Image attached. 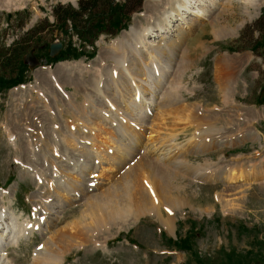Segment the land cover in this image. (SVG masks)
<instances>
[{
    "label": "rangeland",
    "instance_id": "obj_1",
    "mask_svg": "<svg viewBox=\"0 0 264 264\" xmlns=\"http://www.w3.org/2000/svg\"><path fill=\"white\" fill-rule=\"evenodd\" d=\"M114 1L117 6L119 0ZM174 1L144 0L141 10L131 15L130 26L115 38H130V34L126 32L131 27L143 29L151 26L161 13L169 10ZM228 1L217 0L212 4L211 0H206L207 3L201 0L199 5H206L208 16L197 19L195 14H187L184 22L178 20L168 27V34L164 36L174 41L177 36L187 32V24L196 22L192 30L186 33V39H182L183 44H179L178 51L172 54V67L163 78L157 101L162 105L166 98L172 100L175 93L182 99V103L177 106H192L189 110H195L193 114H197V122L200 118L205 121L211 117H223L218 128L222 130L225 127L230 130L231 125L224 124L225 119L233 120L234 124L242 121L241 124L246 123L255 132V138L235 143L233 140L240 139L247 132L236 131L229 137H224L225 132H220L222 136L216 138L209 150L184 154V160L200 166L199 175L194 173V176L186 175L180 179L182 181L179 191L174 190L170 194L171 199L178 201L175 207L165 201L163 203L167 205L159 204V199L155 198L156 192L154 195L152 191L155 189L150 182V173L148 176V171H145L147 176L145 173L143 176V172L138 170L135 179L140 182H135V186L139 187L140 184L141 188L134 186L136 191L133 190L132 201L135 204L130 206L137 212V216L130 214L131 220L111 227L108 233L97 230L101 232L96 238L103 245L101 248L92 247L93 245H88V251L87 248L80 249L76 246L68 248L62 264H264V178L256 182L250 179L227 182L213 181L205 177L212 170L220 171L228 163L243 164L248 170L251 164H257L264 159V103L260 101L264 89V58L260 55L261 51L256 53L251 49L258 39L262 41L264 35V0L260 9L250 16L246 14L240 0H234L230 5L227 4ZM60 5L80 10L81 0H0V53L11 54L12 48L18 44L25 47L20 63H12L10 69H6L0 60V88L4 89L0 91V210L8 217L2 228L9 225L8 230L12 231L14 225L16 230V227L24 228L27 222L31 224L19 236L20 239L18 236L14 238V232L5 237L6 241L0 243L7 246L8 251L5 254L15 264H37L34 261L37 258L34 255L36 250L54 232H57L54 239L57 241L63 230L69 231L72 228L83 232L88 224L93 226L90 223L93 213L89 202L98 197H106L109 191L113 193L117 188L118 191L126 181L125 171L129 166L131 169L136 166L141 157V153L136 152L126 166L109 173L104 170L107 167L106 160L94 156V161L91 159L92 166L83 172L81 165L86 157L81 155V144L76 146L77 150L68 147L63 141L64 133L60 131L51 137V125H61L64 122L62 126L65 124L63 127L67 129L68 124L75 123L71 103L75 106H81L82 103L89 105L86 101L91 97L99 102L92 82L97 76L99 78V74L108 80L107 70L112 67L113 62L108 58V46L116 40L102 35L97 41V54L103 51L106 67L102 61L99 60V63L98 56H83L52 61L48 67L30 70L23 58L32 47H37L38 57H47L51 43L65 41L59 54L52 58L56 59L61 55L66 56L72 48H69L71 40L79 43L75 34L70 40L74 31L71 27L68 34L59 31L56 8ZM225 20L229 22V32L218 35L212 31L213 21L225 23ZM39 25L44 27L41 31L38 29ZM151 40L157 44L161 37H152ZM187 53L192 55L191 61L189 60L191 65L182 69L181 65L184 57L186 59L188 56ZM99 69L101 73H97ZM19 71H23L25 79L31 80L24 85L25 88L9 89L14 80L20 78ZM64 71H69L70 75ZM52 73L59 76L61 83L54 80ZM3 76L7 79L2 80ZM224 76L232 77L231 96L234 103L230 102V106L223 105V93L221 94L219 87ZM2 83H5V88L1 87ZM176 83L178 86L174 88ZM181 108L179 110L176 105H171L163 117L156 111L149 114V119L153 118L155 126L152 127V122L147 123L146 128L139 125L141 133L145 132L147 135L143 140L150 142L147 138L151 129L155 135L153 140L164 142L179 133L172 144L177 150L188 148L189 138L195 139L197 133L194 132L199 127L195 126L184 132V124H177L178 121L174 118ZM102 111L105 116L106 110ZM123 112L126 111L121 107L118 112L120 122V113ZM227 114L232 115V118L225 116ZM103 116L100 124L105 130H110L113 125L111 119ZM160 118H163L162 122L165 124H162ZM97 121L99 119L95 120ZM118 122L113 126L118 128ZM206 123L207 121L204 124ZM132 124H135L133 119ZM6 126L15 133H20L24 141L19 143L9 139L6 132L9 129ZM40 135L44 137L40 139ZM117 137L120 138L118 131ZM46 138H50V141L47 139L48 143L44 141ZM77 175L83 178L81 187L70 188L71 176ZM63 189L62 193L68 195V202L62 201L60 207L55 209V225L52 224L46 231L41 230L45 218L49 217V202L54 207L59 205L55 202L63 197L58 196L57 191ZM140 189L147 200L142 197ZM152 200L157 202L153 203ZM167 218H171L170 227L164 226ZM77 220L82 224L81 229ZM74 224H78L76 228ZM84 233L77 235L79 239H76L80 240L87 235L86 231Z\"/></svg>",
    "mask_w": 264,
    "mask_h": 264
},
{
    "label": "bare ground",
    "instance_id": "obj_2",
    "mask_svg": "<svg viewBox=\"0 0 264 264\" xmlns=\"http://www.w3.org/2000/svg\"><path fill=\"white\" fill-rule=\"evenodd\" d=\"M151 1H157V0H151ZM199 1L201 0H175L174 2L171 3L169 10L161 13L160 16L157 17L155 21H153L151 26H147L146 28L143 27V29L140 28L141 30L131 27L129 31L126 32L128 35L130 34L131 36L130 38L126 39L127 38L126 37L124 39L118 38L114 40L110 44V46H108L109 47L108 49L110 51L109 54L110 57L108 58H111L113 60V62L111 63L112 67H109V70H107L108 73L107 76L109 77L108 80H105L103 78L104 75L101 76L102 74H99V78H97L98 77L97 76L96 77L97 79L96 78L93 79L92 82L93 89L97 94L96 98L99 100V102H95L94 99H92L91 97L90 99L87 98L86 101L90 103L89 105H87V103L85 102L86 104L82 103L81 106L80 105L75 106L73 105L74 103L72 104L70 102L71 99H69L70 100L69 103H71L70 108L74 109L73 110L74 113H72V115L75 118V123H70L68 124V126L66 125L67 129L63 127L65 124L62 126L64 122H62L61 125L53 124L50 126L51 137L56 136V132L59 131L60 133L63 132L64 133L63 141L68 147L71 146L72 149L77 150L76 146L79 143L81 144V149L79 148L81 155L86 157L85 161L81 165V170L83 172L87 171L92 166L91 159L92 161H94L93 160L94 156L96 157L99 156V158L106 160L107 167L104 168V170L108 171L109 173H111L112 171H116L121 166H126V163H128V161L132 159L131 157H133L136 154V152L137 153L140 152L141 157L137 161L136 166H134L132 169L131 166H129L130 168L127 169V171H125L124 179L126 181L123 180L124 183L123 185L121 184V187L119 188L118 191H117L118 188L117 189L114 188L115 189L114 192L112 193V191H109V194H107L106 197H101V198L98 197L94 199V201H92V199H89L90 201H92L89 202V207H91L90 209L91 212L93 213V216H91L93 219H90L91 221L90 223H93L94 225L92 226V224H88L89 226H86L84 231H86L87 235L82 237L80 240H77L76 239L78 238L77 235H84L85 233L84 231L82 232L79 229L71 228V230L69 231L63 230L61 232L62 234L60 236L58 235L59 237L56 241L54 239L57 232H54L53 235H51L49 239L45 240L46 242H44L40 246V248L36 250L34 254L37 257L34 260L35 263L62 264V262L66 258L65 256L66 250L72 246H76L80 249L87 248V251L88 249H90L88 248V245L91 246L93 245L92 247L101 248L103 245H100V243H98V240H96V238L100 236L101 232L108 233L111 227L119 225L122 222L124 223L126 222V220H131V215L133 214V216H135L137 213L135 210H132V207L130 206L135 204L132 201L133 200L132 193L133 190L135 189L134 188L135 182L136 183L140 182L135 179V174L136 172H138V170L143 172L142 173L143 176L144 173L146 174L147 171H148L147 172L148 176L150 173L151 175L150 182L152 183V186L155 189V191L152 189V186L149 187H151L153 193L156 192L157 197L155 196V198L159 199L158 200L159 204L167 205L163 203L165 201L175 207V205L178 204L177 203L178 201L171 199L172 195L170 196V194L174 190L179 191L180 181H182L180 179L181 178L183 179V177L186 175L194 176V173L195 175H199L198 170L200 166H194L193 164H191L189 160H184L182 158L184 154H191L197 150H201V151L209 150L211 144L213 143L214 145L215 143L214 141L216 140V138L222 136L220 132L222 133L225 132L223 133V135L225 134L224 137L232 136L234 135V133H236V131L242 133L247 132L245 135H241L240 139L238 138V140H233L235 143H238L239 141L242 142L255 138V132L249 129L250 127H247L246 123H243L244 124L243 126V124H241L242 121H238V123L234 124L233 120L224 118L225 119L224 124L231 125L230 130H226L225 127H223L222 130L218 128V124L220 123V120H222L223 117L221 119L216 117L214 118L211 117V119L205 120L207 121L206 124H204L205 121H203L201 118L198 119L199 122H197V118H196L197 114L196 113H195L196 115L193 114L195 110L194 111L192 110L193 112L189 110L192 108V106H190L191 108L190 107L188 108L189 105L177 106L182 103L181 102L182 99L175 93L173 94L172 100L166 98L165 101L163 100L162 105L157 101L159 98V92L161 91V84L163 82V78L166 75V73L169 72L170 67H172V62H173L172 54L174 51H178L177 48H179L180 46L179 44H183L182 39H186L187 36L186 33L192 30L196 22L187 24V27H185L187 29V32L185 31L182 36L180 35L177 36V38L174 41L169 40L168 37L164 35L168 34L167 30L168 27L171 26L172 22L178 20L183 21L187 17V14L189 15L195 14L197 16V19H201L208 16L209 13L208 10L205 8L206 5L204 4L205 5L204 7H200ZM202 1L206 2V0H202ZM233 1L234 0H229L227 4L230 5L234 3ZM211 2L212 4H215L217 0H211ZM240 2L241 4H243V7L246 10V14L249 16L256 10H259L262 4V0H240ZM228 20L227 21L225 20L226 21L225 23L224 22L214 23L213 21L212 31H214L218 35H221L225 32L226 33L229 32V29H227V25H229ZM156 32L157 34H155ZM158 36L161 37V40H158V43L156 44L154 40L151 39L152 37L155 38ZM201 46H203L202 43ZM102 53L99 54L97 58L98 61L99 60L102 61L103 65L106 67V63H105L106 58L103 57ZM190 56L192 57V55L188 54V56H186V59L184 57L183 63L181 65L182 69H185L187 65L188 66L191 65ZM108 66H110V63ZM228 66L230 67V65ZM100 70L101 69H99L97 73H101ZM64 72L65 74H69V71L68 72L64 71ZM83 73L84 71H82V74ZM53 77L52 78L55 81H57V83L58 82L61 83L62 80L59 78L58 75L56 76L53 75ZM177 86L178 84L176 83L174 88H177ZM20 87L25 88L24 85ZM219 87L221 89V94L223 93V105L230 106L229 103L234 101L231 96L232 77L224 76V78H222V81L219 83ZM109 90H112V92L109 93ZM171 105L172 106L176 105V108L178 109L179 107H182L180 113H178L174 118L178 121V123L176 122L177 124H182V125L184 124L182 126L184 132L187 131L189 128L192 127L195 128V126L199 127V130L196 129V131L194 132L197 133L195 139L193 137L189 138L188 148L185 149L182 148L177 150L178 148L174 147V144H172V141L178 138L179 133L178 136L177 134L175 136H171L169 140H166L164 142V140L163 141L153 140L155 135L153 134V129H151L148 132L149 137L148 138L146 137L147 140L150 142L146 143L143 140V137L147 135L145 132L141 133L139 125L141 124L143 128H146L147 123L152 122V127H154L155 126L154 120H152L153 118L151 120L149 119L150 118L149 114L156 111L159 112V116L163 117L164 114H166L165 111L169 110ZM121 107H124L126 112L120 113V120H121L120 122L118 120L119 118L118 112ZM162 108H165V110L163 111ZM102 110H106L104 114L105 116H103ZM169 114L170 113L168 111L167 115ZM102 116L105 119L110 118L111 119L110 122L115 126L119 121L118 128L112 125L111 126L112 129L110 128V130H105L104 127H102V125L100 124L102 122ZM225 116L232 118V115L230 114H227ZM97 119H99V121L95 122V120ZM132 119L135 120V124H132ZM160 119H162L161 120L162 122L163 118ZM162 124H165V122H162ZM233 125H235V127ZM6 129H9L6 131L8 133L9 139L15 142L17 140L19 143L24 141L23 138L21 139V135H19L20 133L19 134L15 133L12 128H9V126H6ZM42 129L45 128L43 127ZM93 131H95V133H92ZM117 131L119 132L120 138L117 137ZM43 134L44 133L42 132V135ZM92 134L95 137L93 136L91 137ZM42 135H40L41 136L40 139L44 137ZM77 135H80V137L77 138ZM47 139L48 138H46L44 141H47ZM48 141H50V138L48 139ZM15 142L12 143L15 144ZM227 143L229 144V142ZM219 144L222 145V143ZM138 147L140 148L138 149ZM172 147H174L175 149H172ZM254 164H251L250 168L247 170L245 167H243V164L241 165L240 163H230V164L228 163L220 171L212 170L210 172V175L205 177L206 179H210L213 181L223 180L227 182H236V181L250 179L252 182H256L260 178L261 179L264 178V159L261 160V162L255 165ZM207 169H210V167H208ZM37 176L39 177L38 174ZM201 176L204 177V175ZM71 177H72V181L69 183L70 188L77 189L78 187H81L83 183L82 182L83 178L78 175ZM145 178L147 179V177H144V179ZM150 182L149 184H151ZM139 187L141 188L140 184ZM146 190L148 191L147 188ZM63 191L64 189L57 191V195L60 196L61 198L63 197L61 200L58 199L55 202V204L59 203V205L54 207V205L52 206V202H49L51 208L50 211L48 210L49 217L45 218V221L43 222L44 224L43 228L42 229L40 228L41 230L46 231L48 230V228H50L52 224H54V213L56 212L55 209L60 207L62 201L68 202L69 200L68 195L63 194L62 193ZM140 193L142 195V190L140 191ZM142 197L145 200H147L145 195H142ZM154 201L157 202V200ZM161 205L159 207H161ZM4 217H7V215H5L4 211L0 210V243L6 241L7 238L5 237H8L10 234H13L14 232L16 234V235L14 234V238L15 236L16 237L18 236V238L20 239L21 237L20 235H22L23 232H25V230L29 228V225L31 226V224L27 222L24 228L19 227L17 229L16 227L17 230L16 231L14 230L15 229V225H14L12 226V231H11L10 229L8 230L9 225L2 228V225H5V223H3ZM170 219L171 218H167L166 220H164V223H166L164 224V226L170 227V222H171ZM7 220L8 218H5L4 222H6ZM57 220H58V216H57ZM77 222L78 224L80 223L78 220ZM78 224H74L75 228L77 227ZM79 225L81 229L82 224ZM97 230H102V231L98 232ZM6 247H7L6 245L4 246V244L3 245L0 244V264H15L12 260H10L9 256L5 254V252L8 251Z\"/></svg>",
    "mask_w": 264,
    "mask_h": 264
},
{
    "label": "trees",
    "instance_id": "obj_3",
    "mask_svg": "<svg viewBox=\"0 0 264 264\" xmlns=\"http://www.w3.org/2000/svg\"><path fill=\"white\" fill-rule=\"evenodd\" d=\"M143 1L120 0L116 6L114 0H81L80 10L63 5L57 7L56 20L59 31L67 32L68 34L69 27H71L74 30L73 34H76L80 41L79 47L74 46L70 42L69 48H72H68L69 51L66 53V56L61 55L57 59H72L85 55L89 52L87 45L94 47L95 41L101 34H107L112 37L116 36L122 29L129 26L132 18L131 15L141 10ZM40 25L38 29L41 31L44 27L41 28ZM24 49V46L18 44L15 48H12L11 54L0 53L1 63L6 69H10L13 65L12 63H20ZM251 49L256 53H260L261 51L260 55L264 58V35L262 41L258 39ZM19 74L21 75L20 78L15 79L12 84L25 80L22 71H19ZM4 79H7V77L3 76L2 80Z\"/></svg>",
    "mask_w": 264,
    "mask_h": 264
},
{
    "label": "water",
    "instance_id": "obj_4",
    "mask_svg": "<svg viewBox=\"0 0 264 264\" xmlns=\"http://www.w3.org/2000/svg\"><path fill=\"white\" fill-rule=\"evenodd\" d=\"M62 47L63 44L61 42L51 44V56H55L56 54H58ZM26 61L30 64V68H34V66L38 63L35 61V57L34 55H32V53L27 56ZM43 62L45 64L48 61L44 60ZM260 101L264 103V90L262 91V95L260 96Z\"/></svg>",
    "mask_w": 264,
    "mask_h": 264
}]
</instances>
